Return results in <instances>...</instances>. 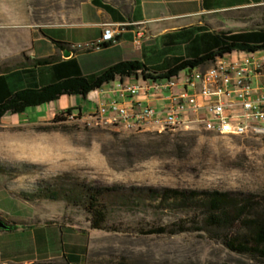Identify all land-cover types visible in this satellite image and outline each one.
Here are the masks:
<instances>
[{"label": "rangeland", "instance_id": "obj_1", "mask_svg": "<svg viewBox=\"0 0 264 264\" xmlns=\"http://www.w3.org/2000/svg\"><path fill=\"white\" fill-rule=\"evenodd\" d=\"M78 1L30 0L33 24H54ZM194 1L192 11L225 12L247 0ZM223 16L240 21L231 25L237 29L220 34L201 26L160 37L155 46L164 59L154 69L198 59L231 42L264 43V1ZM185 21L190 20H179ZM6 66L0 63V71ZM1 80L7 79L0 76ZM8 90L11 97L15 92ZM86 101L76 97L74 107ZM10 116L0 120V212L17 220L40 218L61 224L52 236L60 259L35 264H264L228 251L206 234L143 233L151 225L171 227L192 219L158 210L150 198L155 189L231 192L248 197L255 212L264 213V138L214 135L191 126L135 133L79 121L13 124ZM94 191L104 194V230L91 228L89 194Z\"/></svg>", "mask_w": 264, "mask_h": 264}, {"label": "crops", "instance_id": "obj_2", "mask_svg": "<svg viewBox=\"0 0 264 264\" xmlns=\"http://www.w3.org/2000/svg\"><path fill=\"white\" fill-rule=\"evenodd\" d=\"M263 1L247 0L228 11L218 12L214 8L192 11L190 7L194 0H79L70 13H62L54 24L34 25L36 17L32 14L30 0H0V63L12 69L0 75L7 79L0 82V100L5 98L0 104L10 98L8 89L15 93L23 89H40L72 77L93 80L125 61H139L152 73L167 72L184 61L196 59H182L169 69L156 71L154 66H161L164 59L155 46L160 37L201 26L210 27L214 33L231 31L236 28L231 25L240 21L224 18L225 13L261 6ZM183 19L190 21L179 22ZM106 24H112L116 31V44L92 51L74 48L97 42ZM43 30L58 34L49 37ZM138 34L141 36L140 47L135 44ZM56 43L65 44V47L60 49ZM259 44L262 43L255 45ZM66 51L70 52L69 57H64ZM49 57H55L56 62L33 66L35 60ZM122 79L116 77L86 97L64 95L49 104L29 108L23 114H11L8 119L13 124L25 120L50 121L61 112L73 110L71 108L83 115L88 112L104 114V106H99L107 101L103 92H111ZM76 97L87 101L81 107H74L77 106L73 103ZM0 218L17 227L11 231L0 229V264H35L60 259L56 240L52 238L60 223L40 218L17 220L1 212ZM65 227L73 229L69 225Z\"/></svg>", "mask_w": 264, "mask_h": 264}, {"label": "built area", "instance_id": "obj_3", "mask_svg": "<svg viewBox=\"0 0 264 264\" xmlns=\"http://www.w3.org/2000/svg\"><path fill=\"white\" fill-rule=\"evenodd\" d=\"M104 27L97 42L74 48L92 51L116 44L112 24ZM140 39L138 34L137 47ZM263 61L264 49L236 50L174 75L139 71L135 78L123 77L115 89L103 92L107 101L99 106H104V114L64 111L63 117L85 126L127 132L135 127H146L149 132L158 125L168 126L170 131L191 126L214 135L234 130L237 137L264 138ZM212 64H219V71H212Z\"/></svg>", "mask_w": 264, "mask_h": 264}, {"label": "trees", "instance_id": "obj_4", "mask_svg": "<svg viewBox=\"0 0 264 264\" xmlns=\"http://www.w3.org/2000/svg\"><path fill=\"white\" fill-rule=\"evenodd\" d=\"M253 31V30H252ZM63 49L65 44L56 43ZM112 45H106L109 48ZM264 49V43L255 45L248 43L231 42L219 51L207 54L196 60L184 61L167 75H174L187 68H196L217 56L232 51H256ZM56 62L55 57L37 59L33 66H46ZM27 65V64H26ZM14 65L12 67H16ZM11 68H4L1 74L10 72ZM139 71H152L139 61H125L109 68L93 80L83 77H72L40 89H23L0 104V120L8 114H23L27 109L49 104L64 95H82L99 91L104 84L116 77H128ZM73 110H67L71 113ZM65 121L63 112L56 115L52 123ZM103 196L99 191L89 194V213L92 216L91 228L104 230L107 222V210L103 204ZM151 201L161 211H171L191 217V221H180L175 226L151 225L146 235H176L178 233H201L219 241L225 249L238 255L254 260H264V213L255 212V203L248 197L218 190H181L163 189L153 190ZM4 221L2 218H0ZM5 222V221H4ZM8 230H15V224H9Z\"/></svg>", "mask_w": 264, "mask_h": 264}, {"label": "bare ground", "instance_id": "obj_5", "mask_svg": "<svg viewBox=\"0 0 264 264\" xmlns=\"http://www.w3.org/2000/svg\"><path fill=\"white\" fill-rule=\"evenodd\" d=\"M262 69H264V61L262 62ZM212 71H219V64H212ZM91 115H100L99 112H95ZM185 127V126H184ZM167 129H170L168 128V126H165V125H158V126H155V128H150L149 129V132L150 131H157V132H163ZM132 132H146V127H135V128H132ZM223 135H230V136H237V131H234V130H223Z\"/></svg>", "mask_w": 264, "mask_h": 264}, {"label": "water", "instance_id": "obj_6", "mask_svg": "<svg viewBox=\"0 0 264 264\" xmlns=\"http://www.w3.org/2000/svg\"><path fill=\"white\" fill-rule=\"evenodd\" d=\"M69 56H70V52L66 51L64 53V57H69ZM0 229H8V226L1 219H0Z\"/></svg>", "mask_w": 264, "mask_h": 264}]
</instances>
